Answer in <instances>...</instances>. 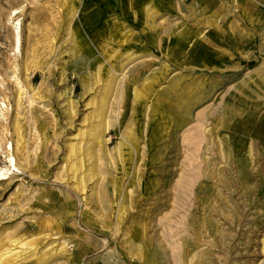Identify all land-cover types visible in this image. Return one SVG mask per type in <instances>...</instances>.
Listing matches in <instances>:
<instances>
[{
  "label": "rangeland",
  "instance_id": "obj_1",
  "mask_svg": "<svg viewBox=\"0 0 264 264\" xmlns=\"http://www.w3.org/2000/svg\"><path fill=\"white\" fill-rule=\"evenodd\" d=\"M0 253L264 264V0H0Z\"/></svg>",
  "mask_w": 264,
  "mask_h": 264
},
{
  "label": "bare ground",
  "instance_id": "obj_2",
  "mask_svg": "<svg viewBox=\"0 0 264 264\" xmlns=\"http://www.w3.org/2000/svg\"><path fill=\"white\" fill-rule=\"evenodd\" d=\"M154 22V21H153ZM152 22V23H153ZM150 26V25H149ZM156 27V26H155ZM151 28H152V26H151ZM109 83L108 84H106L107 85V90L111 87V85H112V82H113V80H114V77L113 76H111V79L109 78ZM110 90V89H109ZM67 91V90H66ZM138 91V90H137ZM141 91V90H140ZM139 93V92H138ZM143 94V93H142ZM65 95H66V93H65ZM20 98V97H19ZM71 99V98H70ZM70 104V103H69ZM69 106V105H68ZM105 106H106V103H105V101L103 102V105H102V107L103 108H105ZM101 107V108H102ZM70 108H71V106H70ZM103 115V110H102V112H100V114L99 115ZM100 119L101 120H103L102 119V117L100 116ZM98 125V124H97ZM104 125V124H103ZM95 126V125H94ZM90 134L94 137L93 139V143L92 144H90V146L88 147V149H87V151H88V155L90 156V157H92L94 154H93V149H94V147L95 146H97V145H101L102 143H103V139H102V136H103V129H102V125H98V126H95V127H93V129L91 128V131H90ZM104 135H105V132H104ZM106 141V140H105ZM104 144V143H103ZM107 144V143H106ZM105 144V145H106ZM122 145V144H121ZM79 147V146H78ZM99 147V146H98ZM104 147V146H103ZM119 147V146H118ZM71 150H70V152H73V151H75V146H72V147H69ZM100 148V147H99ZM106 148V147H105ZM118 150V149H117ZM119 150H121L120 148H119ZM86 151V150H85ZM73 154V153H72ZM75 154H76V152H75ZM74 155V154H73ZM87 155V154H86ZM10 161H11V166L14 168V169H17V163H16V159L15 158H13V157H11V159H10ZM74 166V168L76 169V171L78 170L77 168L78 167H76L75 166V164H73ZM77 166H79V164L77 165ZM15 171V170H14ZM2 173V172H1ZM89 174V176L91 177V178H95V176H96V174H95V171H94V169L92 168L91 170H90V172L88 173ZM1 176H5L4 174H2ZM7 251V250H6ZM5 252V251H4ZM3 252V253H4ZM12 252H14V251H12ZM6 253V252H5ZM1 254V253H0ZM7 255H8V253H7ZM4 257H6V255H4ZM9 257V256H8ZM3 258V257H2ZM11 259V258H10ZM45 259V258H44ZM16 261V260H15ZM41 261V260H40ZM0 264H3V262H2V260H1V258H0Z\"/></svg>",
  "mask_w": 264,
  "mask_h": 264
}]
</instances>
